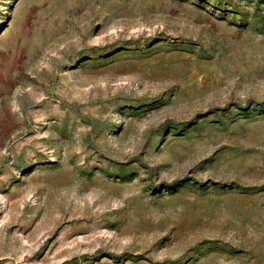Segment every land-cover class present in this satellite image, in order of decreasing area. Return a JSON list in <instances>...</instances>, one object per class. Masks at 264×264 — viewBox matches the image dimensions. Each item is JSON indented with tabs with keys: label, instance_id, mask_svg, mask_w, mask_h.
Returning <instances> with one entry per match:
<instances>
[{
	"label": "rangeland",
	"instance_id": "rangeland-1",
	"mask_svg": "<svg viewBox=\"0 0 264 264\" xmlns=\"http://www.w3.org/2000/svg\"><path fill=\"white\" fill-rule=\"evenodd\" d=\"M0 264H264V0H0Z\"/></svg>",
	"mask_w": 264,
	"mask_h": 264
}]
</instances>
